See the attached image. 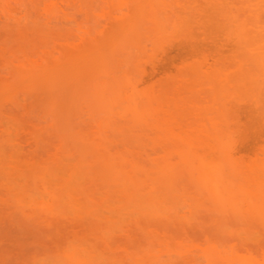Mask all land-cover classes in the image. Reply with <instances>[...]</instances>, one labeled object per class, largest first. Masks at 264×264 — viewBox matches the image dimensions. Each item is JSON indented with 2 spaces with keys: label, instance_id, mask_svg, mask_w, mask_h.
Returning a JSON list of instances; mask_svg holds the SVG:
<instances>
[{
  "label": "rangeland",
  "instance_id": "obj_1",
  "mask_svg": "<svg viewBox=\"0 0 264 264\" xmlns=\"http://www.w3.org/2000/svg\"><path fill=\"white\" fill-rule=\"evenodd\" d=\"M263 105L264 0H0V264H264Z\"/></svg>",
  "mask_w": 264,
  "mask_h": 264
},
{
  "label": "bare ground",
  "instance_id": "obj_2",
  "mask_svg": "<svg viewBox=\"0 0 264 264\" xmlns=\"http://www.w3.org/2000/svg\"><path fill=\"white\" fill-rule=\"evenodd\" d=\"M191 22L192 21H190L189 27L194 28L195 24L192 25ZM190 34H192V33H189V35ZM223 51H224V44L220 40H218L216 37L206 36V35L201 33L200 41L199 42L189 41V44L187 46L186 51L184 52V54L180 55L179 58L182 62L181 69L187 68L192 63H195L199 66L212 65L213 63L217 62V60L222 55ZM188 59H191V61H187ZM178 73H181V74H183V73L177 72V75L175 78L178 79V77H179V79H180L181 77L178 76ZM169 78H167V79H169ZM173 80H174V78H173ZM180 80L183 81L182 78ZM153 86L154 85H152L151 88H153ZM263 108H264V105H263ZM262 200H264V197H262Z\"/></svg>",
  "mask_w": 264,
  "mask_h": 264
}]
</instances>
